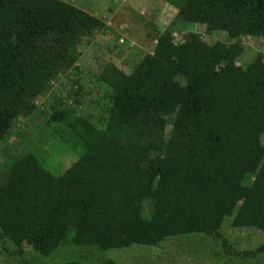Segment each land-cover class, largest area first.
Segmentation results:
<instances>
[{
    "label": "trees",
    "instance_id": "trees-1",
    "mask_svg": "<svg viewBox=\"0 0 264 264\" xmlns=\"http://www.w3.org/2000/svg\"><path fill=\"white\" fill-rule=\"evenodd\" d=\"M165 2L176 14L152 53L128 74L109 63L98 74L111 90L104 129L81 117L68 124L76 160L53 176L24 152L0 174V239L17 250L46 257L68 235L101 251L156 246L216 234L226 218L264 234V56L238 67L235 46L169 38L174 23L196 22L264 37V0ZM102 27L63 0H0V142L30 115L26 99L72 68Z\"/></svg>",
    "mask_w": 264,
    "mask_h": 264
},
{
    "label": "rangeland",
    "instance_id": "rangeland-1",
    "mask_svg": "<svg viewBox=\"0 0 264 264\" xmlns=\"http://www.w3.org/2000/svg\"><path fill=\"white\" fill-rule=\"evenodd\" d=\"M93 15L104 24L86 37L79 47L73 67L47 78L31 94L25 108L31 113L18 118L12 134L0 142V174L9 162L24 152L32 153L41 167L59 176L76 156L67 143L68 124L81 117L102 131L110 107L111 90L98 79L107 63L128 74L146 55L152 53L156 38L166 31L176 10L165 0H63ZM172 42L180 43L188 34L204 44L220 42L235 46L233 64L240 67L256 56H264V37L246 35L229 27L225 31H206L200 23H174ZM61 112L63 120L50 119ZM166 127V131H168ZM264 142V136L261 137ZM250 176L245 182L250 181ZM223 220L216 234H185L163 239L156 246L130 245L101 251L92 246L68 243L42 257L26 245L17 250L7 239H0V264H61L77 261L96 264L107 259L115 264H264V234L254 228H231Z\"/></svg>",
    "mask_w": 264,
    "mask_h": 264
}]
</instances>
